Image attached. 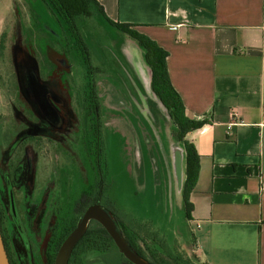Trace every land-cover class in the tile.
<instances>
[{"label": "rangeland", "instance_id": "rangeland-1", "mask_svg": "<svg viewBox=\"0 0 264 264\" xmlns=\"http://www.w3.org/2000/svg\"><path fill=\"white\" fill-rule=\"evenodd\" d=\"M89 12L78 20V32L85 46L72 35L64 46L56 33L57 37H52L38 23L27 24L41 17L57 29L40 0H0V39L6 33L10 40L18 36L11 41L13 51L24 47L35 52L31 37H27V32L34 30L39 38L43 36L49 41L45 58L36 51L37 66L22 78L27 101L21 99L19 106L13 86L14 69L7 61L0 62V200L21 264H44L43 252L59 214L86 188L89 171L102 166L100 141L85 116L87 108L81 113L75 103L77 92L93 89L89 83L97 81L104 82V85L99 82L97 89L103 88L105 93L102 148L112 175L109 178L114 182L112 195L137 220L152 222L169 245L177 242L184 247L188 208L179 190L173 159V176L171 170L169 175L165 173L158 156L156 165L144 157L142 167L139 166L140 132L147 125L131 99L135 95L131 77L136 75L126 56L134 66L142 51L132 37L118 30L99 9L90 8ZM26 24L29 28H25ZM32 39L35 41V36ZM64 47L70 48V54L60 53ZM51 50L60 53V63L52 61ZM50 65L52 70L48 69ZM139 107L153 122L148 101ZM25 113L32 114L27 118ZM25 126L28 129L23 130ZM172 128V122H163V130L160 125L163 141L171 139ZM31 129L34 134H30ZM26 135L35 138L16 151Z\"/></svg>", "mask_w": 264, "mask_h": 264}, {"label": "crops", "instance_id": "crops-1", "mask_svg": "<svg viewBox=\"0 0 264 264\" xmlns=\"http://www.w3.org/2000/svg\"><path fill=\"white\" fill-rule=\"evenodd\" d=\"M97 1L169 52L186 113L209 120L187 135L200 170L183 249L200 264H264V0ZM171 139L158 136L174 166Z\"/></svg>", "mask_w": 264, "mask_h": 264}, {"label": "trees", "instance_id": "trees-1", "mask_svg": "<svg viewBox=\"0 0 264 264\" xmlns=\"http://www.w3.org/2000/svg\"><path fill=\"white\" fill-rule=\"evenodd\" d=\"M51 11L53 16L66 20L71 35L81 38L78 20L81 15H89L90 8L99 9L104 17L118 30L135 39L142 50L144 62L152 69V90L160 99L171 117L172 136L185 151V178L181 194L190 216V194L194 190L200 170V156L196 146L187 135L189 132L203 127L209 122L207 118H193L186 113V107L179 93L174 89L167 67L169 52L149 36L133 29L126 23L111 20L101 9L97 0H40ZM5 36V35H4ZM4 40V39H3ZM0 47V51H2ZM89 50V49H88ZM102 132L98 134V151L101 152L102 166L96 171H89L90 182L79 197L67 205L64 213L59 214L47 243L44 264H56L58 252L62 244L74 231L87 208L92 204H100L114 219L115 226L129 247L149 264H199L179 243L169 245L164 236L155 229L152 222H142L120 206L112 195L114 182L109 178L107 161L102 145L105 143ZM0 229L6 244L11 264H21L15 252L8 230V215L0 200ZM94 255L93 257H90ZM102 260L104 264H135L119 249L106 227L98 220L89 223L86 231L72 250L68 264H90Z\"/></svg>", "mask_w": 264, "mask_h": 264}, {"label": "flooded vegetation", "instance_id": "flooded-vegetation-1", "mask_svg": "<svg viewBox=\"0 0 264 264\" xmlns=\"http://www.w3.org/2000/svg\"><path fill=\"white\" fill-rule=\"evenodd\" d=\"M45 7L48 9L49 14L52 17V21L56 25L57 29L51 28L52 26L48 24V21H45L41 17L39 20L38 19L37 20H31V21L27 22V24H30L32 22L38 23L41 27L40 29L43 32L51 35L52 37L58 36L57 37L58 41L63 42V44L65 46L66 42L69 41V38L71 35V29L69 27V23L66 20L59 19L56 16H53L51 11L49 10V8L46 5H45ZM27 24H26L25 28H29V26ZM27 33L29 34V36H27V37L28 38L31 37L33 47L37 51V54L41 55V58H45V53L47 51L46 46L48 45L49 41H45L43 36L41 38H39V33L35 30L33 31V33H31V32H27ZM54 33H56L57 36L54 35ZM8 35L6 33V35L5 36L2 35V38L0 39V47H1V49H3L2 51H0V62L3 61L5 64L7 61V63H9V65H10L11 69H14L13 73H12L13 78H14L13 86L15 87L14 89H15L16 98L19 99L18 104H17L19 106V102L21 101V99H23L24 101H27L24 98V94L26 93V91L24 90V87L22 85L23 84L22 78L24 76L28 75L30 69L32 71L33 70L32 68L37 66L36 65L37 60L34 59L35 58L34 53L36 51L33 52V50H30L31 51L30 52L27 48L26 49H24V47L22 48L20 43L18 45V48H20V50L22 48V50L19 51L18 49H15L13 51L12 42L17 40L18 36L13 37L10 40L7 38ZM32 36H35V38H36L35 41L32 39ZM133 40H135V39H133ZM28 42H30V41H28ZM136 43H137V41H136ZM82 44L85 46L84 41ZM137 45H138V43H137ZM138 47L140 48L139 45H138ZM85 50L88 51V53H89V50H87V46L85 47ZM140 50H141V48H140ZM54 51L55 50H51V56L50 57H51L52 61L56 60L58 62L61 60L60 53L61 54L65 53L66 55H68L71 52L70 48H65V47L60 51V53L59 52L56 53ZM126 59H127V62L130 64V66L132 67V69L136 75L135 78L131 77L132 85H133L134 90H135V95H132L131 99L135 103L138 113L144 117V120L146 121L147 129H148V130L143 129L140 132V139L141 140L139 142H140V146H141V149H140V158L141 159H140L139 166H140V168L142 167V165H143L142 158L144 159V157H146V159L149 163L156 165V163L158 162V159L156 160V156H158L159 160L161 162H163V164H164L165 173L167 175H169L168 174L169 173L168 162L170 165L172 164L171 163L170 144H169V147L166 148V146L164 145V148H163L161 146L160 141L158 140V136L159 135L161 136V134L159 132L160 125H161L162 130H163V122H165V121L172 122L171 117L168 114L167 109L161 103L160 99L154 93V91L152 90V92H151L152 95H150L147 92V89L145 87L144 82L141 80V78L139 77V75L136 73V71L134 69L135 67L131 64V62L129 61L127 56H126ZM21 60H24L23 63L25 64V68H23V69H22L21 63H20ZM15 68H16V70H15ZM48 69L52 70L53 65L48 66ZM99 82L101 83L100 85H104V82H101V81L90 82L89 84H91L90 86L93 87V89L86 91V92H79V93L77 92L76 99H75V103L79 105L81 113L83 112V109L87 108L88 112L85 114V116H87V120H89L90 123H92V124H90V126L92 128V131L95 133V136H98V134L102 131H103L102 134L104 135V130H102V126L104 125V122L102 120V116L104 114L102 99H105V93H103V88H100V90L97 89ZM145 100L148 101L150 109L152 111V114L154 115L153 116V122L151 120H149V118H147L142 113V111L139 107V104L144 103ZM25 114H26V117L29 118L32 113H25ZM26 129H28V126H25V128H23V130H26ZM33 138H35V136H27L26 139H24L21 142V144L18 146V149L16 148V151H20L22 145H24L27 141L32 140ZM171 138L172 139H171L170 143L174 141L175 143L178 144V142L175 141V139L173 138L172 135H171ZM11 146H12V143H11V145H9L8 148H10ZM173 168H174V166H173ZM170 170H171V173L173 176L172 165L170 166Z\"/></svg>", "mask_w": 264, "mask_h": 264}, {"label": "water", "instance_id": "water-1", "mask_svg": "<svg viewBox=\"0 0 264 264\" xmlns=\"http://www.w3.org/2000/svg\"><path fill=\"white\" fill-rule=\"evenodd\" d=\"M134 67H135L137 74L139 75L141 80L144 82L146 89L151 93L152 92L153 71L144 62L142 54H141V58L137 62H134ZM30 131H31L30 134L35 133V130L33 129H31ZM175 150H176V156H175L174 168L177 174L179 190L181 192L183 181H184V152H183V147H180V146H178ZM12 207L14 209L13 203H12ZM93 220L100 221L106 227V229L108 230V232L114 239L115 243L119 247L120 251L127 258H129L133 263L145 264L144 261L147 262L142 257L137 255L129 247V245L126 243L124 238L121 236V234L117 230L115 223H114V219L111 216V214L106 209H104L100 204H92L87 208V210L85 211L84 215L80 219L74 231L69 235L66 241L62 244L58 252V255H57L56 264H68L73 248L75 247L76 243L80 240V238L86 231L89 223ZM66 242L70 243L69 249L66 253V256L61 261V263H58L59 253ZM0 264H11L1 229H0Z\"/></svg>", "mask_w": 264, "mask_h": 264}, {"label": "bare ground", "instance_id": "bare-ground-1", "mask_svg": "<svg viewBox=\"0 0 264 264\" xmlns=\"http://www.w3.org/2000/svg\"><path fill=\"white\" fill-rule=\"evenodd\" d=\"M69 246H70V243L69 242H66L63 246V248L61 249V252L59 254V257H58V263H61V261L63 260V258L66 256V253L69 249ZM145 264H148V262H145Z\"/></svg>", "mask_w": 264, "mask_h": 264}]
</instances>
